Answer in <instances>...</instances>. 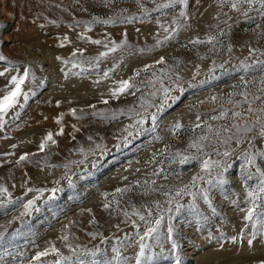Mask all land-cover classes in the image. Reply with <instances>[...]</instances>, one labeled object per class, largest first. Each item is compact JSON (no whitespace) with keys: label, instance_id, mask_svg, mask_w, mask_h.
<instances>
[{"label":"rangeland","instance_id":"rangeland-1","mask_svg":"<svg viewBox=\"0 0 264 264\" xmlns=\"http://www.w3.org/2000/svg\"><path fill=\"white\" fill-rule=\"evenodd\" d=\"M0 56V264H264V0H0Z\"/></svg>","mask_w":264,"mask_h":264},{"label":"snow or ice","instance_id":"snow-or-ice-1","mask_svg":"<svg viewBox=\"0 0 264 264\" xmlns=\"http://www.w3.org/2000/svg\"><path fill=\"white\" fill-rule=\"evenodd\" d=\"M137 2H139V0H137ZM249 2H250V0H249ZM236 6H237V4L234 2L232 4V7L235 8ZM180 15L183 16L184 13H181ZM166 31H167V29H166ZM93 43H99V41H93ZM112 50L115 51V48H113ZM102 55H105V54H102ZM3 59H4V57L0 56V60H3ZM160 62L163 63L162 60ZM4 75H5L4 72H0V76H4ZM28 75H29L28 71L25 70L22 76H15L14 75L11 77L10 84L14 87L11 90L7 91L2 98H0V121L3 120L4 115L7 114V111L17 103L18 98L23 94L21 91V85H23L25 83L26 79L28 78ZM105 75H107V74H105ZM129 87H130L129 82L123 81L120 83L118 91L113 92L112 95L116 96L119 93H123V92L127 91L129 89ZM165 93H167L166 89H165ZM104 103H107V101H104ZM152 119H153V121H155V116H153ZM143 122H144L143 120L139 121V123H143ZM257 123H259V121H257ZM261 128H262V135H264V124H261ZM237 130L239 131V128ZM247 130L248 129H245V131H247ZM202 139H206V137H202ZM51 140H52V135L49 134L48 137L46 138V141L41 143V145H40L41 150L44 149L45 143L47 141H51ZM53 143H54V141H53ZM190 147L198 148L199 145L194 143V144L190 145ZM224 155H228V153L225 152ZM24 159H26V157L22 156L21 160H24ZM187 159H188V157L183 158V160H187ZM251 162L252 161H249V163H251ZM208 166H209L208 161H204L203 166H202L203 169L207 170ZM197 179H198V177H193V182H195ZM0 190L6 191V189H0ZM259 192L264 193V181H261V185L259 186ZM177 195H179V193H177ZM249 196L252 197V207L250 209H248L246 219L252 220L253 219V212H254V209L256 208V196L251 192L249 193ZM33 203H34L33 201H29L27 204L24 205V207L26 209L30 208ZM140 219L143 220L144 217L141 216ZM159 223H160V221L157 220L156 221L157 226H159ZM155 231H156V228H149L148 229L149 234H151ZM168 231H169V235H171V232H172L171 227H169ZM64 239L67 240V237H64ZM249 243H251V241H249ZM173 247H175V245H173ZM52 250L55 251L54 248ZM46 254H47V252L40 253L37 255L36 259H40V256H43ZM140 254L143 255V247L141 248Z\"/></svg>","mask_w":264,"mask_h":264}]
</instances>
